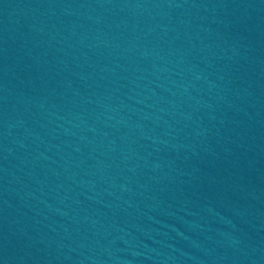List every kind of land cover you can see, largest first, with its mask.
I'll return each mask as SVG.
<instances>
[{"label": "water", "instance_id": "1", "mask_svg": "<svg viewBox=\"0 0 264 264\" xmlns=\"http://www.w3.org/2000/svg\"><path fill=\"white\" fill-rule=\"evenodd\" d=\"M0 264H264V0H0Z\"/></svg>", "mask_w": 264, "mask_h": 264}]
</instances>
